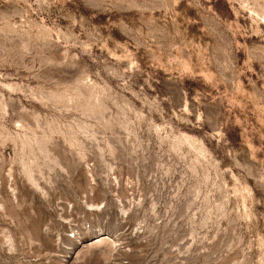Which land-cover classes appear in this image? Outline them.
Returning a JSON list of instances; mask_svg holds the SVG:
<instances>
[{"label": "rangeland", "instance_id": "obj_1", "mask_svg": "<svg viewBox=\"0 0 264 264\" xmlns=\"http://www.w3.org/2000/svg\"><path fill=\"white\" fill-rule=\"evenodd\" d=\"M0 264H264V0H0Z\"/></svg>", "mask_w": 264, "mask_h": 264}]
</instances>
